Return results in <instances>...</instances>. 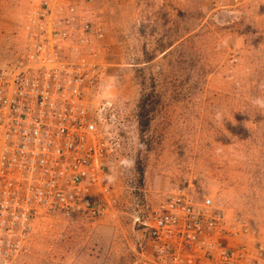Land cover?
Wrapping results in <instances>:
<instances>
[{
  "label": "rangeland",
  "instance_id": "1",
  "mask_svg": "<svg viewBox=\"0 0 264 264\" xmlns=\"http://www.w3.org/2000/svg\"><path fill=\"white\" fill-rule=\"evenodd\" d=\"M34 1L0 0V69L21 58ZM96 18L120 136L96 191L106 212L48 219L14 264H157L146 224L184 191L209 196L238 225L230 244L254 257L264 246V110L251 103L264 96V0H99Z\"/></svg>",
  "mask_w": 264,
  "mask_h": 264
},
{
  "label": "built area",
  "instance_id": "2",
  "mask_svg": "<svg viewBox=\"0 0 264 264\" xmlns=\"http://www.w3.org/2000/svg\"><path fill=\"white\" fill-rule=\"evenodd\" d=\"M99 0H35L17 64L0 69V264H14L51 218L97 219L96 191L120 149ZM157 264H239L250 250L207 195L163 200L147 223ZM253 256V255H252ZM252 264H264V246Z\"/></svg>",
  "mask_w": 264,
  "mask_h": 264
},
{
  "label": "clouds",
  "instance_id": "3",
  "mask_svg": "<svg viewBox=\"0 0 264 264\" xmlns=\"http://www.w3.org/2000/svg\"><path fill=\"white\" fill-rule=\"evenodd\" d=\"M224 43L226 44L227 41H224ZM251 103L254 107L260 109V110H264V96H255L253 98H251ZM225 117L223 116V114L220 112V111H217L215 113V120L220 122V123H223ZM218 151H220L218 149ZM126 167H132L134 162L133 161H123L122 162ZM107 179L109 180V182H113L114 180V177H107Z\"/></svg>",
  "mask_w": 264,
  "mask_h": 264
},
{
  "label": "trees",
  "instance_id": "4",
  "mask_svg": "<svg viewBox=\"0 0 264 264\" xmlns=\"http://www.w3.org/2000/svg\"><path fill=\"white\" fill-rule=\"evenodd\" d=\"M149 111L146 110L145 105L142 106V111L140 113V129L142 133H146L150 126H151V121L149 119Z\"/></svg>",
  "mask_w": 264,
  "mask_h": 264
}]
</instances>
